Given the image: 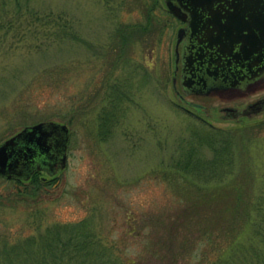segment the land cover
Wrapping results in <instances>:
<instances>
[{
  "label": "rangeland",
  "instance_id": "obj_1",
  "mask_svg": "<svg viewBox=\"0 0 264 264\" xmlns=\"http://www.w3.org/2000/svg\"><path fill=\"white\" fill-rule=\"evenodd\" d=\"M147 1L30 0L41 11H63L65 27L57 19L9 20L7 6L0 7V141L38 119L66 122L69 128L64 165L38 169L35 184L31 174H0V264H7L19 238L82 218L91 219L93 239L123 259L120 264H206L204 256L212 255L196 226L185 236L188 251L174 259L162 260L151 246L156 238H169L165 224L191 195L166 178L167 162L176 142L190 135L195 120L188 113L222 127L264 119V111L231 117L219 108L264 95V84L231 97H193L207 104L209 114L187 108L171 81L181 22L164 0H156L149 5V23ZM114 81L129 95L112 132L103 137L97 113L108 103L105 94ZM252 133L261 169L264 129ZM160 250L162 256L175 248Z\"/></svg>",
  "mask_w": 264,
  "mask_h": 264
},
{
  "label": "trees",
  "instance_id": "obj_2",
  "mask_svg": "<svg viewBox=\"0 0 264 264\" xmlns=\"http://www.w3.org/2000/svg\"><path fill=\"white\" fill-rule=\"evenodd\" d=\"M146 3L150 23L153 12L149 5H155L156 0ZM4 5L9 20L25 15L28 18L57 19L60 27H65L68 22L63 11H41L30 0H0V7ZM2 12L0 9V15ZM60 18L64 21L61 22ZM123 86L114 81L110 92L105 94L108 103L102 102L98 109V133L103 137L112 132L117 123V112L123 108L122 99L128 98V90ZM187 115L195 123L191 124L190 135L176 142L167 162L166 178L176 181L181 191L191 195L165 224L169 226V238H156L151 243L154 252L163 260L167 257L174 259L180 252L188 251L185 236L196 226L212 248V255L204 256L206 264H264V168L256 167L252 146L257 138L250 134L264 129V119L222 127L200 115ZM37 174L38 170L31 174L35 179L32 184H35ZM182 196L186 199L185 195ZM190 213H196L197 218L191 217ZM89 222L90 218H82L72 223H60L48 227L43 235L38 232L19 238L10 247L13 255L7 254V264H18L14 259L17 257L24 258L22 264L123 262L111 248L101 246L93 239L94 231ZM215 227L219 232L214 231ZM162 245L175 250L161 256L158 247L162 248Z\"/></svg>",
  "mask_w": 264,
  "mask_h": 264
},
{
  "label": "water",
  "instance_id": "obj_3",
  "mask_svg": "<svg viewBox=\"0 0 264 264\" xmlns=\"http://www.w3.org/2000/svg\"><path fill=\"white\" fill-rule=\"evenodd\" d=\"M216 1L220 6L211 14L208 22H201L202 15L200 16L198 7L215 5ZM165 3L173 12L188 21L186 26L178 27L174 45L172 86L182 100L199 110H204L203 102L185 98L177 87L178 43L187 35L185 45L187 43L186 47H189V50H185L188 51L185 60L184 56L182 58L184 63L182 84L196 87L189 91H203L209 87L217 88L226 84L235 85L245 78L264 76V70L258 71L264 69V10L260 7L264 5L262 0H165ZM203 28L207 37L196 43L194 37L197 30L201 29L202 32ZM206 38L210 45L208 48ZM235 42L236 48L233 47ZM206 49L211 55L223 53L226 59L221 64H215L213 56L203 57ZM204 62L208 64L204 65ZM237 109L235 113L225 115L239 114L246 110L259 112L264 109V98L260 97L250 102L247 107ZM68 136L67 123L54 119H40L23 125L0 141V174L28 176L31 171L30 160L38 157V162L39 155L42 154L46 156L56 154L63 165L66 160ZM47 168L52 171L51 168Z\"/></svg>",
  "mask_w": 264,
  "mask_h": 264
},
{
  "label": "flooded vegetation",
  "instance_id": "obj_4",
  "mask_svg": "<svg viewBox=\"0 0 264 264\" xmlns=\"http://www.w3.org/2000/svg\"><path fill=\"white\" fill-rule=\"evenodd\" d=\"M182 1H186V0H182ZM164 3H165V0H164ZM218 2L216 1L215 2V5H209L208 7H203V6H199L198 7V10H199V13L200 16H201V22H208L209 20V17L211 16V14L213 12H215L217 9L218 6L220 5H217ZM262 4H264V0H262ZM165 7L169 10V12H171L173 14V16L180 20L181 23H179L178 27L181 26V25H184L186 26L187 25V19L184 18V17H181L179 16L178 14H176L175 12H173L168 6L167 4H165ZM262 10H264V5H261L260 6ZM178 27L176 29V33H177V30H178ZM176 33H175V39H176ZM203 33V34H202ZM188 37V35H187ZM187 37L178 43V48H179V58H178V61H177V71H176V82H177V87L178 89L180 90V92L183 94V96L185 98H188V99H193V100H196V101H200L198 99H195L193 97H197V98H202V99H210L211 97H213V95H220L222 97H231V96H234V94H240V93H244L246 91H248L250 88H253L255 87L256 85L259 86V85H262L264 84V76L263 75H257V76H253V77H249V78H245V79H242L240 81L239 84H235V85H229V84H226V85H223V86H220V87H209L208 89L206 90H203V91H189V89H196V87L194 86H191V85H188V84H182V82L184 81L183 80V77H182V74H184V63H183V56H184V60H185V56L187 55V52L188 51H185L186 49L189 50V47H186L187 46V43L185 45V40L187 41ZM203 37H207V34H206V31L205 29L203 28L202 32H201V29L200 30H197V35H195L194 37V40L196 41V43H200L199 41L203 38ZM207 39V38H206ZM203 41V40H202ZM206 41V47H210L209 43ZM238 42V41H237ZM237 42H235L233 44V47L236 48L237 46ZM174 45H175V41H174ZM216 47V46H215ZM207 56H210L212 57L213 56V61L215 64H221V62H224V60L226 59V55L223 54V53H220V54H217V53H214L211 55V53L206 49L203 57H207ZM205 60V59H204ZM236 60V59H235ZM203 62V60H202ZM239 63V62H238ZM202 65V63H199ZM208 63L204 62V65H207ZM231 63H229L230 65ZM240 64V63H239ZM173 68H174V50H173ZM264 69L262 70H258L260 72H262ZM227 71L229 72V69L227 68ZM172 74H173V69H172ZM171 81H172V78H171ZM173 88V86H172ZM178 96V95H177ZM179 97V96H178ZM260 97H263L264 98V95H260L258 96L256 99L260 98ZM181 99V97H179ZM256 99H253V100H250V101H247L245 104H243L242 106H237L235 104H232V103H227L225 105H221L219 108L221 110V115H225V113H235L238 108H243V107H247L249 105L250 102L256 100ZM182 102L185 103L186 106H188L187 108H189L190 106H192L191 104L187 103L185 100H182ZM200 102H203L205 105L202 106V108L204 110H199L197 108H195L196 110H199L201 112L204 111L205 114H209L210 111H209V108L207 107V104L204 102V101H200ZM183 104V103H182ZM228 106V107H227ZM261 111H264L261 110ZM253 113H257L255 111L253 112H249V110H246V112H241L239 114H233L231 115V117L233 116H236V115H242V114H246V115H252ZM201 116V115H200ZM204 117V116H202ZM39 158H40V163L37 162V158L34 157V159H31L30 160V165L29 167H31V171L29 172V174L32 173V171L35 169V168H42V167H49L51 168L52 170L55 169V167H57V165L59 164V158L56 154L52 155V156H46L45 154H42V155H39ZM56 162V163H54ZM41 165V166H40ZM39 168V169H40ZM28 174V175H29Z\"/></svg>",
  "mask_w": 264,
  "mask_h": 264
}]
</instances>
